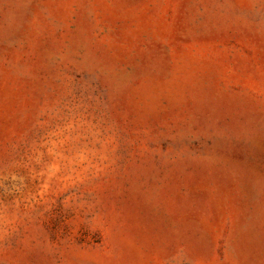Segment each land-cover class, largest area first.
I'll return each mask as SVG.
<instances>
[{
  "label": "rangeland",
  "instance_id": "1",
  "mask_svg": "<svg viewBox=\"0 0 264 264\" xmlns=\"http://www.w3.org/2000/svg\"><path fill=\"white\" fill-rule=\"evenodd\" d=\"M0 264H264V0H0Z\"/></svg>",
  "mask_w": 264,
  "mask_h": 264
}]
</instances>
